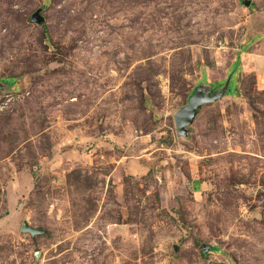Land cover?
Returning <instances> with one entry per match:
<instances>
[{"label": "rangeland", "instance_id": "rangeland-1", "mask_svg": "<svg viewBox=\"0 0 264 264\" xmlns=\"http://www.w3.org/2000/svg\"><path fill=\"white\" fill-rule=\"evenodd\" d=\"M263 57L264 0H0V264H264Z\"/></svg>", "mask_w": 264, "mask_h": 264}, {"label": "water", "instance_id": "water-1", "mask_svg": "<svg viewBox=\"0 0 264 264\" xmlns=\"http://www.w3.org/2000/svg\"><path fill=\"white\" fill-rule=\"evenodd\" d=\"M248 3L249 0H242L243 5L247 6ZM30 20L39 23L40 21H42V17L39 15L38 11L35 10L31 14ZM227 82L228 78H226L223 84L215 90H212L209 87H206V89H202L199 86L194 89V91L187 97L186 103L180 106L173 113L174 127L177 135H185L186 127L192 123L201 105L216 101L227 91ZM20 231L27 232L31 237H34L38 234H43L45 232V230L43 229L29 226L25 220L21 222ZM201 247H205L209 250L213 249V247L209 245H202ZM202 251L204 250L202 249ZM36 256L37 252H35L34 254V257Z\"/></svg>", "mask_w": 264, "mask_h": 264}, {"label": "flooded vegetation", "instance_id": "flooded-vegetation-1", "mask_svg": "<svg viewBox=\"0 0 264 264\" xmlns=\"http://www.w3.org/2000/svg\"><path fill=\"white\" fill-rule=\"evenodd\" d=\"M219 86H214L213 90H215L216 88H218Z\"/></svg>", "mask_w": 264, "mask_h": 264}, {"label": "trees", "instance_id": "trees-1", "mask_svg": "<svg viewBox=\"0 0 264 264\" xmlns=\"http://www.w3.org/2000/svg\"><path fill=\"white\" fill-rule=\"evenodd\" d=\"M212 250H215V251H216V250H217V248H213Z\"/></svg>", "mask_w": 264, "mask_h": 264}, {"label": "built area", "instance_id": "built-area-1", "mask_svg": "<svg viewBox=\"0 0 264 264\" xmlns=\"http://www.w3.org/2000/svg\"><path fill=\"white\" fill-rule=\"evenodd\" d=\"M263 62H264V57H263Z\"/></svg>", "mask_w": 264, "mask_h": 264}]
</instances>
